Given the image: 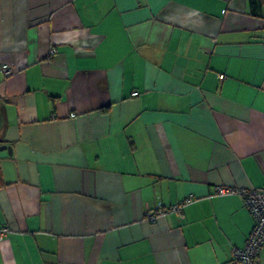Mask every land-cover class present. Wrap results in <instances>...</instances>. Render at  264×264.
<instances>
[{
    "label": "crops",
    "instance_id": "crops-1",
    "mask_svg": "<svg viewBox=\"0 0 264 264\" xmlns=\"http://www.w3.org/2000/svg\"><path fill=\"white\" fill-rule=\"evenodd\" d=\"M0 139V264H232L254 218L216 188L264 186V0H0Z\"/></svg>",
    "mask_w": 264,
    "mask_h": 264
},
{
    "label": "built area",
    "instance_id": "built-area-1",
    "mask_svg": "<svg viewBox=\"0 0 264 264\" xmlns=\"http://www.w3.org/2000/svg\"><path fill=\"white\" fill-rule=\"evenodd\" d=\"M55 51V49L53 50ZM3 72L8 75L11 72L9 64L2 66ZM221 79L226 77V74L219 75ZM139 92H134L137 95ZM75 116V114H72ZM240 193L244 196V201L249 211L254 218V227L248 236L247 243L240 247L234 246L231 251V263L232 264H259L258 255L264 245V186L252 187V188H232L225 186H217L216 194H233ZM192 201V198L180 201L172 204L171 206H156L147 212V219L155 222L160 217L167 215L168 213L183 214L184 207L187 203ZM10 232L8 227H0V242Z\"/></svg>",
    "mask_w": 264,
    "mask_h": 264
},
{
    "label": "water",
    "instance_id": "water-1",
    "mask_svg": "<svg viewBox=\"0 0 264 264\" xmlns=\"http://www.w3.org/2000/svg\"><path fill=\"white\" fill-rule=\"evenodd\" d=\"M13 148L11 145L3 144L0 146V156L12 154Z\"/></svg>",
    "mask_w": 264,
    "mask_h": 264
},
{
    "label": "trees",
    "instance_id": "trees-1",
    "mask_svg": "<svg viewBox=\"0 0 264 264\" xmlns=\"http://www.w3.org/2000/svg\"><path fill=\"white\" fill-rule=\"evenodd\" d=\"M4 142L5 141H3V140L0 139V146L3 145Z\"/></svg>",
    "mask_w": 264,
    "mask_h": 264
}]
</instances>
